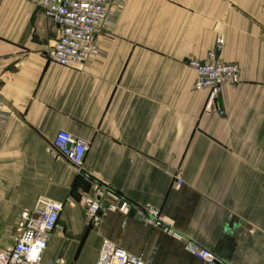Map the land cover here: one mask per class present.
<instances>
[{
	"label": "crops",
	"instance_id": "1",
	"mask_svg": "<svg viewBox=\"0 0 264 264\" xmlns=\"http://www.w3.org/2000/svg\"><path fill=\"white\" fill-rule=\"evenodd\" d=\"M58 37L44 8L0 1V248L22 210L53 200L65 207L46 262L95 264L107 239L148 264H208L188 243L216 264H264V0H127L80 68L51 61ZM214 50L241 83L206 111L187 62ZM62 131L89 144L82 172L54 150ZM95 183L161 211L176 236L135 209L89 227Z\"/></svg>",
	"mask_w": 264,
	"mask_h": 264
},
{
	"label": "built area",
	"instance_id": "2",
	"mask_svg": "<svg viewBox=\"0 0 264 264\" xmlns=\"http://www.w3.org/2000/svg\"><path fill=\"white\" fill-rule=\"evenodd\" d=\"M31 1L44 8L59 28V37L53 47L51 61L62 67L80 68L100 56L98 37L114 25L127 0H68L66 6L65 0ZM221 42L219 40V44ZM187 65L197 74L195 89L209 93L206 111L218 109V98L224 87L241 83L239 64L220 62L216 50L208 54L207 60H191ZM10 115L11 112L0 96V128L5 126ZM53 147L59 157L78 172H82L89 149L88 143L62 131L56 136ZM182 185V171H178L176 186ZM80 204L86 210L89 227L98 226L109 212L119 211L127 214L135 209L145 224L161 227L167 233L175 235L167 226L161 211L135 207L101 183H95L92 193L82 197ZM64 207L63 203L44 200L32 209L22 210L15 225L17 235L13 245L0 248V264H67L64 259L45 261L49 242L59 228ZM187 248L195 257L208 264L219 263L218 258L209 250L193 243H188ZM95 264L148 263L104 239Z\"/></svg>",
	"mask_w": 264,
	"mask_h": 264
},
{
	"label": "rangeland",
	"instance_id": "3",
	"mask_svg": "<svg viewBox=\"0 0 264 264\" xmlns=\"http://www.w3.org/2000/svg\"><path fill=\"white\" fill-rule=\"evenodd\" d=\"M14 231H15V232H14V233H15V234H14V236H16V235H17V231H16V228H14Z\"/></svg>",
	"mask_w": 264,
	"mask_h": 264
},
{
	"label": "water",
	"instance_id": "4",
	"mask_svg": "<svg viewBox=\"0 0 264 264\" xmlns=\"http://www.w3.org/2000/svg\"><path fill=\"white\" fill-rule=\"evenodd\" d=\"M67 3H68V0H65V1H64V5L66 6V5H67Z\"/></svg>",
	"mask_w": 264,
	"mask_h": 264
}]
</instances>
